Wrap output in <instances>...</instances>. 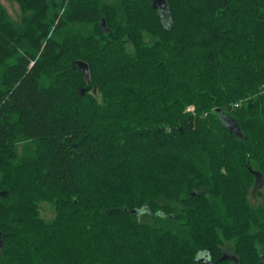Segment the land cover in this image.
<instances>
[{"label":"trees","instance_id":"obj_1","mask_svg":"<svg viewBox=\"0 0 264 264\" xmlns=\"http://www.w3.org/2000/svg\"><path fill=\"white\" fill-rule=\"evenodd\" d=\"M13 1L0 264H264V0Z\"/></svg>","mask_w":264,"mask_h":264},{"label":"rangeland","instance_id":"obj_2","mask_svg":"<svg viewBox=\"0 0 264 264\" xmlns=\"http://www.w3.org/2000/svg\"><path fill=\"white\" fill-rule=\"evenodd\" d=\"M109 1H114V0H109ZM1 5L6 9V12L10 19L15 23L19 24L22 18V11L17 3H15L13 0H0ZM193 109V108H192ZM258 185V184H257ZM263 191V187L261 186H255L252 187L249 193V202L250 204L254 206H258L261 202L260 198L258 197L259 189ZM41 216L46 220V221H52L55 217V211L52 208V206L43 204L41 207Z\"/></svg>","mask_w":264,"mask_h":264},{"label":"water","instance_id":"obj_3","mask_svg":"<svg viewBox=\"0 0 264 264\" xmlns=\"http://www.w3.org/2000/svg\"><path fill=\"white\" fill-rule=\"evenodd\" d=\"M154 7L160 8L162 11H165L167 9V3L165 0H155ZM77 66L79 67L81 71H83L87 76H89V66L86 63L79 61L77 62ZM227 122L230 123L231 127L233 128L236 127L233 124H231L230 120H228ZM0 245H2L1 236H0ZM228 258L230 257L228 256L223 257V259H228Z\"/></svg>","mask_w":264,"mask_h":264}]
</instances>
